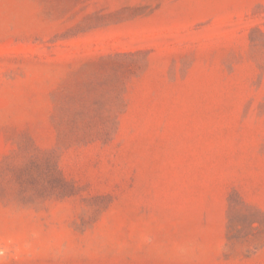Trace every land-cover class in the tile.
I'll use <instances>...</instances> for the list:
<instances>
[{
	"label": "rangeland",
	"instance_id": "obj_1",
	"mask_svg": "<svg viewBox=\"0 0 264 264\" xmlns=\"http://www.w3.org/2000/svg\"><path fill=\"white\" fill-rule=\"evenodd\" d=\"M0 264H264V0H0Z\"/></svg>",
	"mask_w": 264,
	"mask_h": 264
}]
</instances>
